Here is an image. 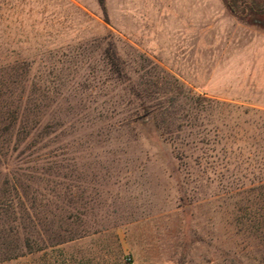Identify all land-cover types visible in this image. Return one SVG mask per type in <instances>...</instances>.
I'll use <instances>...</instances> for the list:
<instances>
[{
    "label": "rangeland",
    "instance_id": "rangeland-1",
    "mask_svg": "<svg viewBox=\"0 0 264 264\" xmlns=\"http://www.w3.org/2000/svg\"><path fill=\"white\" fill-rule=\"evenodd\" d=\"M232 1L235 11L189 0L176 14L177 0H0V102L59 110L69 144L58 159L71 165L33 173L57 208L41 211L58 220L70 202L86 234L0 264H264V234L236 223L264 215V202L218 159L250 133L230 104L264 110V14ZM108 47L132 82L168 72L224 103L169 134L160 116L133 120L131 82L111 74Z\"/></svg>",
    "mask_w": 264,
    "mask_h": 264
},
{
    "label": "trees",
    "instance_id": "trees-1",
    "mask_svg": "<svg viewBox=\"0 0 264 264\" xmlns=\"http://www.w3.org/2000/svg\"><path fill=\"white\" fill-rule=\"evenodd\" d=\"M225 1L235 11L234 1ZM243 5L244 13L264 14V5L254 0H241V6ZM103 55L116 80L131 82L126 86L128 95L132 98L130 117L133 120L141 117H162L161 121L165 122L161 124L162 134L181 131L185 121L189 122L187 125L190 127L196 126L202 112L224 103L207 97L205 93L194 92L168 72L163 76L149 73L132 82L114 47H108ZM10 96L12 95L9 93L3 95L4 100L0 102V262L20 258L39 252L46 246L64 244L86 235L84 230H80V234L73 231L75 216L69 210L70 202L63 209L66 214L58 220H48L42 215V208L52 202H45L40 190L43 177L33 174L40 170L50 172L59 166L71 165L58 159L61 149L69 144L62 142L68 132L66 122L59 121V110L50 108V104L41 106L34 103L22 108L7 103ZM43 97L49 95L44 92ZM179 102L185 104L181 109L184 110L182 115L178 114L181 112ZM178 103L180 105L176 107ZM230 106L237 113V119L243 116L249 118L246 123L250 126L247 128L250 133L245 138L234 139L237 150L234 155L227 156L222 152L223 156L218 159L223 164H233V169H236L233 171L235 179L241 181L235 187H241L247 177L252 189L258 190L257 201L264 202V110L241 104ZM175 121L177 126L173 130L170 126ZM242 123L237 120L235 125L240 126ZM219 142L225 146L226 142L218 139L217 143ZM238 173L243 174L239 177ZM52 206L57 209L56 204ZM236 223L264 234L262 214L241 216L236 219ZM42 237H45L46 242H42Z\"/></svg>",
    "mask_w": 264,
    "mask_h": 264
},
{
    "label": "crops",
    "instance_id": "crops-1",
    "mask_svg": "<svg viewBox=\"0 0 264 264\" xmlns=\"http://www.w3.org/2000/svg\"><path fill=\"white\" fill-rule=\"evenodd\" d=\"M180 5V9H175L173 13H176V14H179L181 12H185V11H188V7H189V0H177Z\"/></svg>",
    "mask_w": 264,
    "mask_h": 264
},
{
    "label": "built area",
    "instance_id": "built-area-1",
    "mask_svg": "<svg viewBox=\"0 0 264 264\" xmlns=\"http://www.w3.org/2000/svg\"><path fill=\"white\" fill-rule=\"evenodd\" d=\"M127 264H134V262L130 258H127Z\"/></svg>",
    "mask_w": 264,
    "mask_h": 264
}]
</instances>
